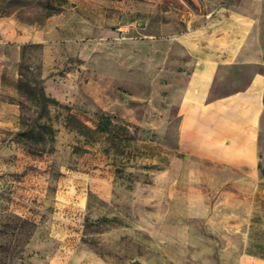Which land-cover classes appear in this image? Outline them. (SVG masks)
Returning a JSON list of instances; mask_svg holds the SVG:
<instances>
[{
	"label": "rangeland",
	"instance_id": "obj_1",
	"mask_svg": "<svg viewBox=\"0 0 264 264\" xmlns=\"http://www.w3.org/2000/svg\"><path fill=\"white\" fill-rule=\"evenodd\" d=\"M3 16L0 264H264V0Z\"/></svg>",
	"mask_w": 264,
	"mask_h": 264
},
{
	"label": "crops",
	"instance_id": "obj_2",
	"mask_svg": "<svg viewBox=\"0 0 264 264\" xmlns=\"http://www.w3.org/2000/svg\"><path fill=\"white\" fill-rule=\"evenodd\" d=\"M34 27L15 16L0 17V46L23 44L37 38ZM4 89V73L0 71V94Z\"/></svg>",
	"mask_w": 264,
	"mask_h": 264
},
{
	"label": "trees",
	"instance_id": "obj_3",
	"mask_svg": "<svg viewBox=\"0 0 264 264\" xmlns=\"http://www.w3.org/2000/svg\"><path fill=\"white\" fill-rule=\"evenodd\" d=\"M43 97L48 99V100H53L50 97H48L45 93L43 94ZM43 109L45 111L47 110V104H45ZM42 127L46 130V132H48L50 134L51 139L54 140V138H55V134H54L55 133V127H54V125L46 123V124H42ZM35 132H36V127H33L30 130H25V131L20 132V134L23 136H34L36 134ZM39 132L42 133V131H39Z\"/></svg>",
	"mask_w": 264,
	"mask_h": 264
},
{
	"label": "water",
	"instance_id": "obj_4",
	"mask_svg": "<svg viewBox=\"0 0 264 264\" xmlns=\"http://www.w3.org/2000/svg\"><path fill=\"white\" fill-rule=\"evenodd\" d=\"M135 263H136V264H140V261H139V260H136Z\"/></svg>",
	"mask_w": 264,
	"mask_h": 264
}]
</instances>
